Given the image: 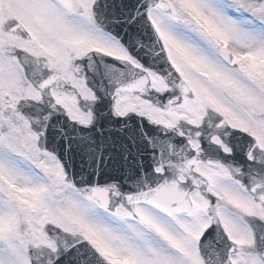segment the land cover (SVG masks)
<instances>
[{
    "label": "snow or ice",
    "instance_id": "6c2138e0",
    "mask_svg": "<svg viewBox=\"0 0 264 264\" xmlns=\"http://www.w3.org/2000/svg\"><path fill=\"white\" fill-rule=\"evenodd\" d=\"M0 264H264V0H0Z\"/></svg>",
    "mask_w": 264,
    "mask_h": 264
}]
</instances>
